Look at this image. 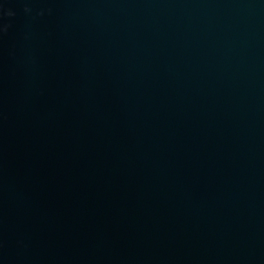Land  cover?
I'll return each mask as SVG.
<instances>
[{"label": "water", "instance_id": "1", "mask_svg": "<svg viewBox=\"0 0 264 264\" xmlns=\"http://www.w3.org/2000/svg\"><path fill=\"white\" fill-rule=\"evenodd\" d=\"M0 264H264V0H0Z\"/></svg>", "mask_w": 264, "mask_h": 264}]
</instances>
